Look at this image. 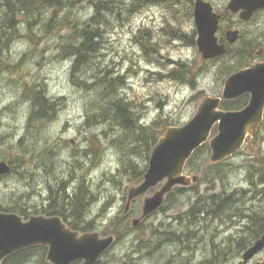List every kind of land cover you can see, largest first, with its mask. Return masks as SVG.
I'll return each mask as SVG.
<instances>
[{
    "label": "rangeland",
    "instance_id": "1",
    "mask_svg": "<svg viewBox=\"0 0 264 264\" xmlns=\"http://www.w3.org/2000/svg\"><path fill=\"white\" fill-rule=\"evenodd\" d=\"M106 1L114 3L115 11L107 13V18H103L106 22V34L102 40V49L92 64L79 76L90 84L97 80L100 71L110 70L114 76H124L126 83L120 93L136 105L135 112L141 123L167 127L186 124L196 114L202 99L209 96L219 97L227 78L239 71L236 59L227 57L216 62L205 61L197 47L188 46L182 39L177 40L174 30L180 36L191 34L196 29L194 19L187 17L186 12L190 11L192 0H141L142 7L136 12L129 10L137 5V1ZM205 1L213 4L216 12L229 20L223 25L224 33L229 30L241 31L242 40L234 45L233 49L241 48L251 35L257 33L264 36V11L257 14L251 22L241 23L237 16H231L228 11L230 0ZM79 8L74 11L45 10L40 15L32 16L30 20L34 22L31 30L33 35L29 33L26 24L4 49L0 64V138H3L0 153L4 155L2 158L14 159L18 154L15 146L28 134L32 105L23 93L24 87L21 85L24 86L25 82L28 85H44L48 97L59 104L55 120L37 133L45 148H54L58 152L57 156L55 155L54 169H51V162L48 161L46 168L52 172L50 176L62 177L69 168L73 170L74 157L83 156L90 147L87 146L88 140L96 136L98 142L94 149L95 154L90 152L89 158L84 157L83 165L76 169L75 179L68 183V187L73 191L77 189L79 182L86 180L89 191L96 198L87 218L94 221L96 231L103 237L110 235V232L113 234L116 226L120 229L122 222L133 230L124 235L121 227L122 236L120 239L116 237L115 245L98 264H200L211 256L213 243L227 247L230 240L241 236L242 222L233 216L234 221H227L226 224L217 221L211 226L197 225L193 227L197 235L190 237V224L186 214L198 199V195H208L205 192L209 187L208 182L198 185V194L195 191L177 194L171 203L164 205L165 210H159L136 227L133 220L142 215L144 197L133 202L130 212L124 214L127 206L126 195L134 185L130 184L127 177L119 174L124 150L116 140L122 138V129L117 125H86L88 106L100 102L97 91L99 88L92 86L94 89L87 91L85 87L73 83L70 75L71 59L66 57L61 49L67 37L73 34L74 27H80L93 16V5L90 2L82 4ZM66 16L69 17L70 23L59 27L58 23ZM52 18L55 21L48 27ZM172 23L175 27L169 28L168 25ZM229 25L233 28L229 29ZM148 29L152 31L139 35L149 31ZM138 37L140 38L137 41ZM150 46L151 49H148ZM259 61L261 60L256 62ZM179 62L188 64L193 71L197 82L196 89L187 82L168 77ZM6 66H14L17 69L12 73ZM160 72L166 76L160 78ZM252 144L253 140L249 137L242 152L225 168L228 193L235 188H250L246 178L249 167L258 166L255 160L259 157V151L264 152V130L256 143ZM135 155H131V158L135 157L137 163L143 164L145 156L139 151ZM50 176L46 174L44 165L39 168L33 164H26L23 169L19 167L16 173L0 180V207L13 208L14 202L18 203V209L31 208L34 211L35 208L45 207L50 196L49 188L55 186L54 179ZM160 187L148 195L152 196ZM180 188L182 187H177L176 190ZM222 191V184L217 182L214 193ZM170 233L186 235L188 239L184 236L180 242L177 241L179 244L168 243L167 234ZM160 241L162 246L156 245ZM148 249L150 250L147 251ZM34 260L36 261V258ZM239 260L240 258L234 259L230 264H237ZM259 260L261 259L257 257L250 264Z\"/></svg>",
    "mask_w": 264,
    "mask_h": 264
},
{
    "label": "trees",
    "instance_id": "2",
    "mask_svg": "<svg viewBox=\"0 0 264 264\" xmlns=\"http://www.w3.org/2000/svg\"><path fill=\"white\" fill-rule=\"evenodd\" d=\"M133 1H137V5L131 8L129 10L130 12H136L142 7L141 0ZM86 2H90L93 5V16L90 17L88 22L82 23L80 27L77 25L74 27L73 34L67 37V41L61 45V49L65 53V56L73 61V63L71 61L70 68L73 83L85 87L87 91L94 89L92 86L99 88L97 91L100 96V102L97 105H89L88 110H90L88 112L89 116L86 125L90 124L89 126H91L104 123L111 127L117 125L122 129V138L116 140L119 146L124 150L122 155V167L119 168V174H122V177H127L128 180H130V184L138 185L141 184L143 177L148 170L150 156L160 138V131L167 126L160 124L148 126L140 122V117L137 116L135 112L136 105L120 93V89L126 83L124 76H114L112 72L106 70L104 72L100 71L97 80L94 82L95 84H89V82L80 79L79 76L86 67H89L90 64H92L93 60L102 49V40L106 34L104 29L106 22L103 18L104 16L106 17L107 13H114L115 7L113 2L106 0H0V64L2 63L4 49L8 47L11 42L10 39L13 36H18V33H20L19 30L22 29V27H26L27 24L29 33L31 36L33 35L31 30L34 22L30 20L32 16L36 14L40 15L42 11L45 10L56 12L58 10L64 11L65 9H69L70 11H74ZM193 3L194 0L190 2V11L186 10L188 13L187 17H191L192 19ZM17 20H20L21 23L18 24ZM224 20L221 21V27L219 29V36L221 37L222 43L226 42L223 25L226 21H229L227 18ZM54 21V18H52L48 22V27H50ZM69 23V17L66 16L61 23H58V25L59 27H65ZM174 25L175 24L172 23L169 24L168 27H175ZM150 31L152 30L150 29L145 33L141 32L139 35L146 34ZM174 32V35L177 36V40L182 39L191 47L197 46V32L195 30H193L191 34H182L180 36L176 34L177 31L174 30ZM254 36L251 35V38L249 37V40L243 43L241 48L233 49V46L228 45V52L222 58L230 57L233 60L236 59L237 70L245 67L254 58L259 47L263 48L264 46L263 34L259 37ZM139 38L140 37L137 38V41ZM241 40L242 37H240L239 42H241ZM151 47L152 46L147 48L151 49ZM145 52L149 54V52ZM176 64L177 67L171 70L168 77L179 82H187L193 89H196L197 82H195L193 71L188 64L184 62ZM4 65L5 64H3V66ZM5 68L12 73L17 69L14 66H6ZM228 68L229 67H227V69ZM223 73L224 75L226 74V72ZM158 75L160 78L166 76L162 72ZM25 84L26 85L23 86L24 93L27 96V99L31 101L32 105L29 119L30 124L28 125L29 131L27 136L19 141L20 144L18 143L17 146H15L18 151L15 158L12 160L11 157L2 158L4 155L0 153V161L4 160L11 166V175L16 173L19 167L23 169L26 164H33L38 168L44 165L46 174L50 176L52 172L46 167H48V161L50 160L51 165L49 164V166H52L51 169H54L53 164L58 152L55 151L54 148H45L43 144L40 143L37 133L47 126L48 123L50 124L55 120L59 104L48 97L44 85H28L26 82ZM248 99V96H243L233 102H223L221 107L225 111L240 110L247 105ZM31 127L35 128L30 130ZM2 139L3 138H0V147H2ZM88 141L90 142L89 150L85 151L84 155L81 157H74L73 170L72 168H69L65 171L68 175L64 174L62 177L57 175L50 176L54 179L55 186L49 188L50 196L45 207L39 209L35 208L34 211L31 208L30 210L25 208L18 209V203L14 202L13 208L6 209L0 207V212L15 213L25 219H28L32 215H45L47 217L58 216L61 217L74 231L82 233L96 231L94 221L87 218L89 209L96 198L93 197L94 195L89 191L88 186L86 185V180L79 182L77 189L73 191L68 187V183L75 179L74 172H76V169L79 168V165H83V162L85 161L84 157H87L90 152L95 154L94 149L98 142V138L93 136V138ZM138 151L142 156H145L143 164L137 163L134 160V156H136L135 154H137ZM11 155H13V152ZM131 155H134V158H131ZM210 156L211 150L208 144L203 145L193 154L187 163L186 171L188 174L194 173L200 175V181L196 185L190 187L189 191H185L184 188L176 190V188V192H173L175 191L173 190L169 194L165 204L171 203L178 196L177 194L183 192L195 191L196 194H198V185H201L202 182H208L209 187L205 191L208 195H198V199H196L191 205L186 214L190 224L188 227L189 235L191 237L197 235V233L194 234L193 230V227H196L197 225L211 226L217 221L226 224L228 220L234 221V219L232 220L233 216L237 217L239 221L241 219V232L243 234L230 240V244H227V247L215 245L213 243L214 248L211 252V256L206 261L200 263L227 264L234 259L240 258L242 254L264 234V155H260L255 160L256 165L258 166L251 167V165L249 167V173L246 179L250 188H235L230 191V193L227 191V172L225 168L230 166V164L233 163V160L210 165ZM217 182L222 184L223 191L215 194L214 191L216 190ZM162 210H165L164 206L162 207ZM199 214L201 216H199ZM180 218L183 219L182 216H180ZM210 219H212V221ZM121 227L124 235L133 231L132 229H129V225H124L123 222L120 229ZM118 229L119 228L116 226L113 235L120 239L122 233H120V229ZM184 236L188 239L186 235L178 236L176 233L167 234V242L179 244L177 241L180 242ZM215 237L216 235L213 236V241H215ZM156 245L162 246V242L160 241ZM151 248L152 247H150V249ZM47 251V248L43 247L33 248L13 255L3 264H49L46 261ZM35 258L36 261L34 260Z\"/></svg>",
    "mask_w": 264,
    "mask_h": 264
},
{
    "label": "water",
    "instance_id": "3",
    "mask_svg": "<svg viewBox=\"0 0 264 264\" xmlns=\"http://www.w3.org/2000/svg\"><path fill=\"white\" fill-rule=\"evenodd\" d=\"M264 9V0H232L228 10L248 22ZM194 18L198 33V51L204 60L216 59L227 53L220 44L217 32L221 16L211 3L195 2ZM239 31H229L227 41L234 45ZM249 95L248 105L238 111L221 110L222 101H234ZM264 121V63L231 75L224 84L221 97L204 98L194 117L180 127H167L160 132L153 148L149 168L139 185L128 191L124 214L132 203L144 197L142 215L133 220L136 227L144 219L158 212L175 187H189L200 181V176H187L186 166L193 154L203 145L211 150L212 165L230 161L239 153L248 136L257 133ZM217 128V134H211ZM11 166L0 162V177L8 176ZM152 196L148 194L157 189ZM110 234V233H109ZM112 235L102 237L98 232L72 230L60 217L31 216L28 220L14 213L0 212V264L15 254L43 247L48 249L49 264H97L114 245ZM264 249V235L242 256L238 264H248ZM256 264H264L263 261Z\"/></svg>",
    "mask_w": 264,
    "mask_h": 264
},
{
    "label": "flooded vegetation",
    "instance_id": "4",
    "mask_svg": "<svg viewBox=\"0 0 264 264\" xmlns=\"http://www.w3.org/2000/svg\"><path fill=\"white\" fill-rule=\"evenodd\" d=\"M255 17V16H254ZM226 17L224 16V15H222V18H221V21H223L224 19H225ZM225 21V20H224ZM17 23L18 24H20L21 23V21L20 20H17ZM232 26H229V28H231ZM233 28V27H232ZM231 28V29H232ZM225 35H226V33H225ZM16 38V37H15ZM15 38H11L10 39V41L12 42ZM257 60H261V61H259V62H256ZM256 62V63H255ZM254 63V64H253ZM258 63H264V48H260L259 47V49L256 51V53H255V56H254V58L245 66V67H243V68H241V69H239V71H242V70H245V69H249V68H251L253 65H256V64H258ZM248 98H249V96H248ZM231 111H233V110H231ZM234 111H237V110H234ZM264 130V122L260 125V128L258 129V131H257V133L255 134V136L252 138V140H253V144H255L256 143V140H258L260 137H261V132ZM259 142H260V140H259ZM252 144V145H253ZM259 154L262 156V155H264V152H261V151H259ZM258 154V156H260ZM3 179V177L2 178H0V180H2ZM260 255H262V256H264V252H262V254H260ZM262 256H259V258H261Z\"/></svg>",
    "mask_w": 264,
    "mask_h": 264
},
{
    "label": "bare ground",
    "instance_id": "5",
    "mask_svg": "<svg viewBox=\"0 0 264 264\" xmlns=\"http://www.w3.org/2000/svg\"><path fill=\"white\" fill-rule=\"evenodd\" d=\"M145 2H146V1H145ZM79 9H80V8H79ZM91 9H92V8H91ZM76 10H77V9H76ZM91 17H92V16H91ZM89 19H90V18H89ZM87 20H88V19H87ZM8 24H9V23H8ZM252 33H253V32H252ZM252 33H251V34H252ZM255 33H256V32H255ZM251 34H250V35H251ZM253 34H254V33H253ZM256 34H257V33H256ZM256 34H254V35L256 36ZM254 35H252V36H254ZM255 36H254V37H255ZM258 36H260V35L257 34V37H258ZM250 38H251V37H250ZM247 39L249 40L248 37H247ZM247 39H245V40H247ZM255 40H256V39H255ZM71 61H72V60H71ZM71 61H70V62H71ZM72 63H73V61H72ZM70 64H71V63H70ZM105 68H106V67H105ZM109 71H110V70H109ZM110 72H111V71H110ZM70 75H71V74H70ZM71 77H72V76H71ZM83 79H85V78H83ZM83 79H82V80H83ZM72 80H73V79H72ZM89 80H92V79H89ZM77 81H78V79H77ZM84 81H85V80H84ZM87 82H88V81H87ZM94 82H95V81H94ZM85 83H86V82H85ZM86 84H87V83H86ZM86 84H85V85H86ZM89 84H90V83H89ZM91 84H92V83H91ZM94 84H95V83H94ZM31 85H32V84H31ZM85 85H84V86H85ZM21 86L23 87V85H21ZM24 86H25V84H24ZM90 86H91V85H90ZM29 87H30V86H29ZM43 88H44V87H43ZM83 90H85V89H83ZM85 91H86V90H85ZM86 92H87V91H86ZM23 93H24V92H23ZM47 95H48V94H47ZM91 96H92V95H91ZM94 97H95V96H94ZM47 98H48V97H47ZM50 100H51V99H50ZM52 100H53V98H52ZM28 101H29V100H28ZM91 102H92V101H91ZM91 105H92V104H91ZM88 107H89V106H88ZM92 108H93V107H92ZM86 109H87V108H86ZM89 110H90V109H89ZM89 110H88V112H89ZM30 111H31V110H30ZM86 114H87V110H86ZM89 114H90V113H89ZM29 115H30V114H29ZM91 115H92V114H91ZM91 115H90V116H91ZM88 116H89V115H88ZM88 116H86V117H88ZM29 117H30V116H29ZM28 120H29V119H28ZM26 122H27V121H26ZM0 123H1V122H0ZM92 123H93V122H92ZM92 123H91V124H92ZM25 124H26V123H25ZM25 124H24V125H25ZM29 124H30V123H29ZM103 124H104V123H103ZM26 125H28V124H26ZM26 125H25V127H26ZM48 125H50V124L48 123ZM89 125H90V124H89ZM32 126H33V125H32ZM23 127H24V126H23ZM38 127H39V126H38ZM34 128H35V127H34ZM34 128L31 127L30 130H32V129H34ZM41 128H43V127H41ZM86 128H87V127H86ZM98 128H99V126H98ZM103 129H104V128H103ZM96 130H97V129H96ZM100 130H101V129H100ZM107 130H108V129H107ZM28 131H29V130H28ZM94 131H95V130H94ZM98 131H99V129H98ZM99 132H101V131H99ZM93 133H94V132H93ZM0 134H1V131H0ZM100 134H102V133H100ZM25 136H26V135H25ZM22 137H23V136H22ZM98 137H99V136H98ZM19 138H21V136H20ZM6 141H7V140H6ZM16 143H17V142H16ZM18 143H19V142H18ZM89 143H90V142H89ZM13 144H14V143H13ZM19 144H20V143H19ZM90 145H91V144H90ZM19 146H20V145H19ZM19 146H18V147H19ZM87 146H89V145H87ZM87 148H88V147H87ZM85 149H86V148H85ZM3 150H4V149H3ZM81 154H82V153H81ZM83 155H84V154H83ZM72 156H73V155H72ZM79 156H80V155H79ZM85 156H86V155H85ZM89 156H90V155H89ZM91 156H92V155H91ZM72 158H73V157H72ZM86 160H87V159H86ZM72 161H74V160H72ZM80 161H81V158H80ZM90 163H91V162H90ZM94 200H95V199H94ZM93 206H94V205H93ZM89 210H90V209H89ZM231 213H232V212H231ZM247 215H248V214H247ZM197 216H198V215H197ZM199 216H201V215L199 214ZM250 216H251V215H250ZM250 216H249V217H250ZM194 217H195V216H194ZM200 218H201V217H200ZM210 218H211V217H210ZM235 218H237V217H235ZM245 218H246V217H245ZM225 219H226V218H225ZM237 219H238V218H237ZM237 219H236V220H237ZM210 220L212 221V219H210ZM221 220H222V219H221ZM226 220H227V219H226ZM232 220H233V218H232ZM245 220H246V219H245ZM181 221H182V220H181ZM195 221H196V220H195ZM228 221H229V220H228ZM240 221H241V219H240ZM196 222H197V221H196ZM207 222H208V221H207ZM244 222H245V221H244ZM202 223H203V222H202ZM229 224H231V222H230ZM185 225H186V224H185ZM223 225H224V224H223ZM224 226H225V225H224ZM227 226H228V225H227ZM227 226H226V227H227ZM187 227H188V226H187ZM233 227H234V226H233ZM172 232H173V231H172ZM195 233H196V232H194V234H195ZM245 233H246V232H245ZM172 234H173V233H172ZM190 237H191V236H190ZM190 237H189V238H190ZM192 237H193V236H192ZM196 237H197V236H196ZM220 240H221V239H220ZM190 241H191V240H190ZM191 242H192V241H191ZM219 242H221V241H219ZM219 242H218V243H219ZM187 243H188V242H187ZM164 245H165V244H164ZM188 245H189V244H188ZM190 245H192V244H190ZM186 246H187V245H186ZM189 247H191V246H189Z\"/></svg>",
    "mask_w": 264,
    "mask_h": 264
}]
</instances>
